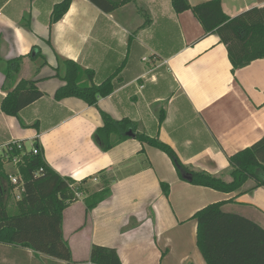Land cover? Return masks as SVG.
Instances as JSON below:
<instances>
[{
  "label": "crops",
  "instance_id": "crops-1",
  "mask_svg": "<svg viewBox=\"0 0 264 264\" xmlns=\"http://www.w3.org/2000/svg\"><path fill=\"white\" fill-rule=\"evenodd\" d=\"M61 1L0 0V104L21 80L34 81L44 94L20 111L22 125L0 109V146L37 144L58 175L85 181L90 192H79L62 217L73 262L90 264L97 245L115 249L121 264H171L159 246L172 251V226L216 202L264 229V187L245 191L253 185L247 181L239 191L222 193L192 185L152 146L129 138L103 152L93 140L102 126L100 111L114 120L129 119L138 133L170 146L189 170L228 182V158L264 136V58L232 72L219 37L204 36L192 12L175 13L171 0H133L110 14L88 0H71L62 19L51 24L52 8ZM206 1L188 0L192 6ZM220 2L228 17L264 7V0ZM144 15L151 22L141 28ZM37 52L42 61L34 60ZM58 57L92 70L96 85L121 67L112 94L96 106L76 98L56 101L54 93L63 85L55 76ZM17 58L19 71L12 74L8 65ZM6 73H11L8 81ZM161 112L165 117L159 125ZM104 182L110 195L87 210V195ZM162 183L168 185L167 196ZM0 185L4 189L6 182ZM10 195L15 201L14 189ZM0 264L66 263L0 243Z\"/></svg>",
  "mask_w": 264,
  "mask_h": 264
},
{
  "label": "trees",
  "instance_id": "trees-1",
  "mask_svg": "<svg viewBox=\"0 0 264 264\" xmlns=\"http://www.w3.org/2000/svg\"><path fill=\"white\" fill-rule=\"evenodd\" d=\"M88 1L103 13L110 14L133 0ZM70 4L71 0L55 4L51 11L50 23L54 24L62 19ZM171 5L177 14L191 11L200 23L204 36L216 34L219 37L220 42L226 47L232 72L256 59L264 58V7H254L235 17H228L222 10L220 0H209L195 6L190 5L188 0H171ZM144 17L145 21L141 28H145L151 22L148 15ZM33 58L42 61L38 52ZM20 60L21 58H17L9 63L8 68L12 74H18ZM44 64L45 62H41L38 69ZM120 68L96 85L93 83L92 70L85 69L72 60L58 57L55 76L63 85L55 91L54 99L61 101L76 98L88 106H96L100 99L112 94L114 90L112 80ZM5 77L8 81L11 73H6ZM42 96L44 94L35 86L34 81L21 80L15 89L2 99L1 112L16 118L22 125L20 111ZM100 117L102 126L93 134V140L103 152L129 139L126 133L132 131L134 139L166 154L180 176L181 171L191 174L192 185L222 193L239 191L247 181H251L253 185L245 191L264 187V136L252 146L228 158L231 179L226 182L205 172L189 170L181 164L170 146L158 138L138 133L129 119L114 120L101 111ZM164 117V113L158 114L159 125L162 124ZM34 146L39 149L37 144ZM18 154V151H13L11 156ZM21 160L17 168L23 182V191L20 199L14 201L10 195L14 186L10 184L8 174H15V169L13 167L6 169V163L0 157V180L6 182L4 189L0 185V243L26 247L66 264H76L72 260L68 244L63 239L62 217L63 211L77 201L75 192H90L83 187L85 181L77 184L70 178L58 175L44 162L40 149L37 155L28 153ZM72 185L74 188H71ZM161 190L165 196L168 195L167 184L162 183ZM4 194H7L6 199ZM109 195L108 183L104 182L98 191L87 195L86 209H93ZM9 204L13 206L10 208ZM224 204L225 202H216L207 205L192 216L196 222V244L205 264H264V229L241 215L223 211ZM89 263L121 264L115 249L97 245L91 248Z\"/></svg>",
  "mask_w": 264,
  "mask_h": 264
},
{
  "label": "rangeland",
  "instance_id": "rangeland-1",
  "mask_svg": "<svg viewBox=\"0 0 264 264\" xmlns=\"http://www.w3.org/2000/svg\"><path fill=\"white\" fill-rule=\"evenodd\" d=\"M193 224L194 220L192 219L172 226V231L169 234L172 243L171 252H169L170 248L164 244L159 246L161 256L168 258V261L171 259V264H196L198 260L203 263V257L196 244V226L194 224L193 228ZM185 256L187 258L181 260Z\"/></svg>",
  "mask_w": 264,
  "mask_h": 264
},
{
  "label": "built area",
  "instance_id": "built-area-1",
  "mask_svg": "<svg viewBox=\"0 0 264 264\" xmlns=\"http://www.w3.org/2000/svg\"><path fill=\"white\" fill-rule=\"evenodd\" d=\"M143 61H148L147 58H143ZM13 151H18L19 154L17 156H11ZM39 152V149L32 144L29 148L25 147V144L20 141H12L5 145L0 146V157L2 158V161L6 164L10 165V167H13L15 169V174H8V180L11 185L14 186L15 191V200H19L21 197V193L23 191V182L21 180V177L18 172V165L22 162V157L25 156L28 153H31L33 155H37ZM41 169L39 170V172ZM35 173V175H37ZM71 188H74V185L71 186ZM75 197L79 199L81 197V194L79 192H75Z\"/></svg>",
  "mask_w": 264,
  "mask_h": 264
},
{
  "label": "water",
  "instance_id": "water-1",
  "mask_svg": "<svg viewBox=\"0 0 264 264\" xmlns=\"http://www.w3.org/2000/svg\"><path fill=\"white\" fill-rule=\"evenodd\" d=\"M126 136L130 137V138H133L134 137V133L132 131H128L126 133ZM181 177H182V179H184L185 181H188V182H191V180H192V175L189 174V173H186L184 171H181Z\"/></svg>",
  "mask_w": 264,
  "mask_h": 264
}]
</instances>
